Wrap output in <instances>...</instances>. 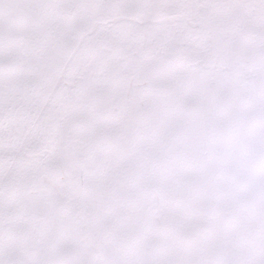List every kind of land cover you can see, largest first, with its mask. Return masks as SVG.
Here are the masks:
<instances>
[{"label": "snow or ice", "instance_id": "1", "mask_svg": "<svg viewBox=\"0 0 264 264\" xmlns=\"http://www.w3.org/2000/svg\"><path fill=\"white\" fill-rule=\"evenodd\" d=\"M214 6L250 56L184 0H0V264H264V0Z\"/></svg>", "mask_w": 264, "mask_h": 264}, {"label": "trees", "instance_id": "2", "mask_svg": "<svg viewBox=\"0 0 264 264\" xmlns=\"http://www.w3.org/2000/svg\"><path fill=\"white\" fill-rule=\"evenodd\" d=\"M94 2L107 4L117 2V0H94ZM237 2H240V0ZM65 13L68 16L67 22L69 26L67 27V31L72 34L75 28L81 26V22L74 12L67 11ZM73 15L74 18H71ZM90 15L114 17L124 14L122 12L112 11L109 9H98L90 13ZM212 15L220 16L224 21V24L226 25L225 32L230 34V40L225 43L231 48L236 58L238 60H242L245 56H250L252 54V37L257 23L256 16L252 10L247 8H220V11Z\"/></svg>", "mask_w": 264, "mask_h": 264}, {"label": "flooded vegetation", "instance_id": "3", "mask_svg": "<svg viewBox=\"0 0 264 264\" xmlns=\"http://www.w3.org/2000/svg\"><path fill=\"white\" fill-rule=\"evenodd\" d=\"M112 1H115V0H112ZM202 6V5H200ZM204 7V6H203ZM191 8H189L190 10ZM196 10H193L192 9V14L190 13V11L188 10V8L186 9L187 13L191 16H198L200 18V20L202 21V24L203 26L209 28V29H212V30H215V31H223L225 32V24H224V21L222 20V18L220 16H217V15H212L209 10H206L205 7H204V13L202 14L200 12L201 10V7H196L195 8ZM119 16V15H118ZM116 17V16H114ZM112 17V18H114ZM71 18H74V15L71 16ZM67 19H68V16L66 15V13H64L63 17L58 21V25H57V31L60 32V34L63 36V38L65 39V41H70L71 39V36L72 34H70L68 31H67V27L69 26L68 25V22H67ZM123 29H130V28H124ZM160 63L162 65H168L169 63H176L178 64L179 61H165V60H161Z\"/></svg>", "mask_w": 264, "mask_h": 264}, {"label": "rangeland", "instance_id": "4", "mask_svg": "<svg viewBox=\"0 0 264 264\" xmlns=\"http://www.w3.org/2000/svg\"><path fill=\"white\" fill-rule=\"evenodd\" d=\"M239 0H234V2H237ZM224 2V0H184V3L188 5V10L191 8L189 11L192 14V9L196 10L195 8L202 5L205 7L206 10H209L210 13L214 14L218 11H220L219 7H215L214 5L220 4ZM204 7L201 8L200 12L203 14L204 13ZM124 15H131L130 13H123ZM122 28H132L130 25H122Z\"/></svg>", "mask_w": 264, "mask_h": 264}, {"label": "water", "instance_id": "5", "mask_svg": "<svg viewBox=\"0 0 264 264\" xmlns=\"http://www.w3.org/2000/svg\"><path fill=\"white\" fill-rule=\"evenodd\" d=\"M117 17V16H116ZM115 18V17H114Z\"/></svg>", "mask_w": 264, "mask_h": 264}]
</instances>
